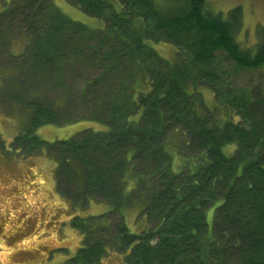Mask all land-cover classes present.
<instances>
[{
  "label": "trees",
  "instance_id": "1",
  "mask_svg": "<svg viewBox=\"0 0 264 264\" xmlns=\"http://www.w3.org/2000/svg\"><path fill=\"white\" fill-rule=\"evenodd\" d=\"M65 1L104 28L71 20L50 0H12L0 10L8 59L0 61V98L25 110L26 128L12 150L22 157L45 150L55 159L61 197L96 198L110 208L77 219L82 244L66 262L100 264L111 245L123 264H264V95L229 79L264 67V28L245 48L236 38L239 6L224 18L205 0ZM13 26L26 40L16 55ZM147 40L174 45L175 59L159 58ZM226 62L231 68L223 69ZM77 68L96 75L74 94ZM202 86L224 116L208 108ZM76 101L106 130L53 143L36 134L70 123ZM218 201L209 226L207 209ZM137 206L148 223L139 234L123 216L108 218Z\"/></svg>",
  "mask_w": 264,
  "mask_h": 264
},
{
  "label": "rangeland",
  "instance_id": "2",
  "mask_svg": "<svg viewBox=\"0 0 264 264\" xmlns=\"http://www.w3.org/2000/svg\"><path fill=\"white\" fill-rule=\"evenodd\" d=\"M161 2L162 0H156ZM12 0H0V10L9 6ZM54 7L71 20L83 23L89 28L101 30L104 22L82 12L65 0H50ZM212 10L227 18V12L236 6L241 8V26L236 38L245 48H251L261 39L264 28V0H205ZM11 38L14 46L10 51L16 55L22 52L26 41L16 26L12 27ZM159 58L172 62L176 57V47L169 43L146 41ZM0 46V61L7 62ZM8 53V52H5ZM231 63H224L223 69L231 68ZM229 71V70H228ZM96 71H84L80 68L72 75L73 93L80 91L86 78L94 77ZM71 78V75L68 76ZM230 85L234 88L256 89L257 95H264V67L257 70L229 73ZM198 93L208 108L216 115L224 116L226 109L219 106L206 87H199ZM68 114L72 121L63 125H46L36 129V134L46 142H60L91 129L104 131L106 126L89 119L91 108L82 103H73ZM21 111H20V110ZM93 110V109H92ZM25 110L14 106L5 96L0 98V263L1 264H68L66 261L74 255L82 244V234L76 225L77 219L106 214L110 208L96 198L70 201L61 197L55 188L56 162L45 150L31 156L22 157L10 147L12 139L26 128ZM81 117H85L78 120ZM233 145L225 147L230 152ZM182 160L173 155L172 168L178 172ZM218 201L207 209L206 218L210 226L213 210ZM141 208L131 207L120 213H113L108 218L117 222L121 216L133 234L148 229V223L140 215ZM103 220V219H102ZM75 221V222H74ZM106 222V220H105ZM113 236V232L111 233ZM124 256L109 245L100 264H123Z\"/></svg>",
  "mask_w": 264,
  "mask_h": 264
},
{
  "label": "flooded vegetation",
  "instance_id": "3",
  "mask_svg": "<svg viewBox=\"0 0 264 264\" xmlns=\"http://www.w3.org/2000/svg\"><path fill=\"white\" fill-rule=\"evenodd\" d=\"M1 264V263H0Z\"/></svg>",
  "mask_w": 264,
  "mask_h": 264
}]
</instances>
